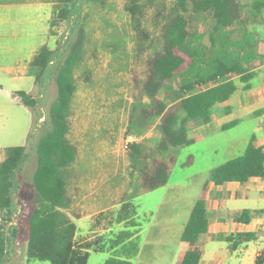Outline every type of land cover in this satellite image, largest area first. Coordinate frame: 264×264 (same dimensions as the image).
Returning a JSON list of instances; mask_svg holds the SVG:
<instances>
[{"label":"rangeland","instance_id":"374dc122","mask_svg":"<svg viewBox=\"0 0 264 264\" xmlns=\"http://www.w3.org/2000/svg\"><path fill=\"white\" fill-rule=\"evenodd\" d=\"M40 1L43 0H2L4 4L18 3L8 8L18 11L20 21L0 25V49L4 52L0 56V66L3 67L0 72V162L7 148L22 147L27 154L26 162L15 178L5 264H50L26 257L28 219L41 201L33 184L37 137L46 131L42 122L57 97V72L82 23L87 37L84 60L74 70L77 91L71 106L69 134L79 153L71 170L76 177L73 181L79 195L74 210L85 214L76 222V241L92 244L87 264H104L115 254L109 248L111 240L123 230V225L116 222L121 204L132 203L136 210L135 221L141 229L139 242L143 243L150 236L153 239V245L145 246L141 258L134 259L132 264H179L180 252L186 245L181 242L176 225L188 218L211 172L243 153L247 144L245 139L251 134L258 115L241 118L236 126L224 131L204 128L199 134L188 132V138L192 140L190 144L169 149L176 157V163L166 185L131 202L120 203L124 193L133 190L134 177L131 158L127 154L131 146L124 148L121 142L125 134L131 132L128 129L133 104L130 71L134 64L135 42L130 16L125 10L126 0H105L104 4L75 0L72 18L56 21L54 25L51 24L55 18L53 5L36 4ZM173 1L141 0L146 12L144 28L153 30L154 17L164 15ZM238 1L243 16L250 20L249 32L264 41V24H255L248 2ZM193 20L196 43L207 54L204 59L218 57L229 62L230 58L223 53L220 44L217 42L211 46L209 42L213 28L210 14L194 16ZM236 33L230 35L233 40L231 49L243 57L245 66L259 71L261 64L255 50L249 51L236 40ZM44 44L53 49L55 59L51 68L40 75V80L36 81L33 76L15 77L10 73L19 67L22 56ZM259 44L264 45V42ZM250 57L251 61L248 60ZM188 78L190 74L183 76V79ZM235 80L241 89L242 83ZM251 83L256 89L258 77ZM179 86L180 77L175 76L164 84L158 98L172 106L174 100L168 99L166 93ZM20 92L37 99V110L20 102ZM7 93L10 96H6ZM259 116L264 118V113ZM154 131L152 135L157 137V131ZM231 140L237 143L234 149L227 144ZM147 143L156 145L153 138ZM190 157L193 163L186 164ZM3 215L4 212L0 211V221ZM12 231L14 234H10ZM164 235L163 241H167L161 245L160 238ZM261 246L264 248V244ZM94 247H103L106 251L94 252ZM150 249L156 250V254H147Z\"/></svg>","mask_w":264,"mask_h":264},{"label":"trees","instance_id":"16d2710c","mask_svg":"<svg viewBox=\"0 0 264 264\" xmlns=\"http://www.w3.org/2000/svg\"><path fill=\"white\" fill-rule=\"evenodd\" d=\"M86 1L105 3V0ZM74 2L75 0H55V18L51 24L71 19L75 12ZM248 7L255 24H264V0H249ZM125 10L130 16L135 42L134 64L130 71L133 104L128 131L147 130L159 118L157 127L161 134L155 148L132 146L127 150L139 173L136 195H143L167 183L176 163V157L169 153V149L191 143L188 138L189 122L197 120L209 123L214 107L227 101L237 91L235 79L243 84L242 90L251 88V81L256 73L251 67L244 65L238 52L231 49L233 40L230 35L237 30L235 39L249 51L256 50L260 45L258 42L264 41L249 32L250 20L243 16L238 0H174L164 15L154 17L153 30L144 28L146 12L141 0H126ZM205 13L210 14L213 20L209 42L211 46L218 42L223 53L230 58L229 62L218 57L206 61L205 50L196 43L197 31L194 30L193 18ZM86 37L87 31L82 23L58 69L57 97L42 122L46 131L37 137L33 184L41 201L28 219V260L36 259L50 264H87L89 251L92 249L90 242L75 241L76 225L67 214L73 204L72 197L68 195L69 170L78 157L76 146L68 138L71 101L76 91L74 70L84 59ZM54 54L47 45H43L33 57L29 65L40 71L36 81L54 64ZM256 56L260 59V64H264V55ZM248 60L251 61V57ZM188 74L190 78L183 79ZM175 76L180 77V86L177 90L166 93L168 99L174 100L169 107L158 98V94L163 90L164 84ZM18 96L23 105L37 110L36 98L24 92H20ZM26 159L24 148L11 147L6 149L5 158L0 162V211L4 212L0 221V264H5L9 243L7 227L13 212L15 178ZM191 161L190 157L186 164H191ZM254 177L264 178V151L249 144L242 154L216 167L208 182L216 186L229 182L242 184ZM206 202L207 190L204 185L180 238L182 243L192 249L184 252L179 264L200 262L202 253L198 249V240L210 228ZM258 212L264 215V210ZM133 213L130 204H123L117 221L127 223L126 220ZM251 218L250 210H243L234 217L236 221L244 223L250 222ZM128 224L134 226L132 221ZM131 236V233L124 231L111 240L110 250L119 247L122 251L127 248L132 251L124 257L114 254L104 264H131L130 258L137 253L134 241L125 243ZM242 237L249 239L251 236L246 234ZM226 239L231 240L229 237ZM93 251L103 252L104 248L94 247ZM262 262L261 258H257L255 264Z\"/></svg>","mask_w":264,"mask_h":264},{"label":"crops","instance_id":"0c3cea01","mask_svg":"<svg viewBox=\"0 0 264 264\" xmlns=\"http://www.w3.org/2000/svg\"><path fill=\"white\" fill-rule=\"evenodd\" d=\"M245 1L249 3V0H245ZM11 4H18V3L12 2ZM11 4H4L2 3V0H0V25L20 21V19L17 16L18 11H16L15 9L8 8ZM36 4L53 5L54 7L53 16H54L55 0H50L49 2L47 0H43L40 1L39 3L37 2ZM51 50L53 51V49ZM38 51H39L38 48L37 50L32 49L31 52L28 53V55L22 56L20 60L21 62H19L20 64L18 65L19 67L17 69H14L15 71L10 70V73L15 77H22V78L31 77V76L36 77L40 72L39 69L31 67L29 64L33 59V57L38 53ZM245 52L247 53L249 51L247 50ZM254 52L256 54L264 55V45H259ZM2 53L4 52L1 50L0 56ZM21 63L24 65L20 66ZM2 70L3 67L0 66V72H2ZM258 70L259 71L255 70L256 75L254 77V79L258 77V82H259L256 89H253L251 86L249 90L244 91L242 90L243 86L241 87V89H239L238 86L237 91L227 101L217 104L214 107V110L211 115V120L209 123L204 124L197 120L191 121L188 124V128H189L188 132H196L197 134H199L204 128L207 129L214 128L216 130L224 131L236 126L238 124V120L241 118H245V117L249 118L252 117L253 115L256 116L258 115V121L254 124L251 134L247 139H245L247 144L244 150L249 144H253L255 147H260L264 151V118L259 116L260 113H264V64H261ZM1 90L2 89L0 88V91ZM76 91H77V84H76ZM6 96H10V93H7ZM72 101H71V106H72ZM158 121L159 118L156 119L153 122V125L147 130L140 132L135 131L136 133L132 131L128 133L138 137V141L130 146L131 147L142 146L147 149L155 148L158 145L161 138V134L157 127ZM70 126H71V117H70ZM154 130L157 131V137L156 136L153 137L152 135V131ZM69 134H70V130H69ZM69 134H68V138H69ZM152 138H153V142L156 143V145L154 146L147 143ZM71 143L73 142L71 141ZM227 144L230 145L232 149H234L237 143H235L234 140H231ZM131 162L133 165L132 174L134 176L133 183L131 184V188L133 190L131 192L130 190L129 191L127 190L124 193V196L121 197L120 203L124 201L131 202L135 198L142 196V195H136L139 173L136 168L135 161L134 160L132 161L131 159ZM191 163H193V159ZM74 164L72 165V167L74 166ZM72 167L69 170L70 177L68 181V195L72 197L73 204L71 208L67 211V214L71 217V219L76 225V234L74 237L76 241V236L78 232V226L76 222L79 221L81 218H83L85 214L83 215L82 212L78 210L76 211L74 210L75 207L78 205L77 198L79 197V195L77 193L78 189L76 188V185H74L73 178L76 177H73L71 173ZM204 185H206V190H207L206 208L209 216L210 228L208 232L201 235V237L198 240V249L202 253L199 264H255L258 255L264 252V248H262L261 246L262 244H264V215L258 212L264 210V178L254 177V178H250L247 182L242 184L239 182H229L220 186H216L212 182H208L207 180ZM128 204L132 206L134 213L131 215V217L128 220H126L127 223L118 222V221L116 222L118 224L123 225V230H120L118 233L125 231L132 234V236L128 240H126L125 243H128L129 241H134L137 244V253L134 256H132L129 260L130 263L132 264L134 259L141 258L145 246L153 245V239H151L150 236L146 238L143 243L139 242L141 229L139 224L136 223L137 221H135L136 220L135 206L132 203H128ZM243 210H250L252 213V218L248 223L238 222L234 219V217ZM190 212L187 217H189ZM187 220L188 218H186L184 222H180L179 224H177L176 231L182 234L184 225L187 222ZM130 221L134 223V226L128 224V222ZM167 230L168 229H166L165 231ZM181 234H180V238H181ZM246 234L250 235L251 237L249 239L243 238L242 236ZM227 237H229L231 240L227 241L226 239ZM164 238L165 235L164 237L160 238L161 245H164L167 241V239L163 241ZM190 249L192 248L186 245V247L183 250H181L180 260L184 252ZM111 251L114 252L115 255L117 256L124 257L127 256L129 254L128 252H131L132 249L127 248L124 251H122L118 247L117 249ZM156 252H157L156 250L150 249V251L147 254L149 253L156 254ZM112 256H114V254Z\"/></svg>","mask_w":264,"mask_h":264},{"label":"built area","instance_id":"2783aa9c","mask_svg":"<svg viewBox=\"0 0 264 264\" xmlns=\"http://www.w3.org/2000/svg\"><path fill=\"white\" fill-rule=\"evenodd\" d=\"M137 141L138 137L131 134H127L123 137L121 142L124 148H128L130 145L136 143ZM257 258H261L263 260L262 264H264V252L260 253Z\"/></svg>","mask_w":264,"mask_h":264}]
</instances>
